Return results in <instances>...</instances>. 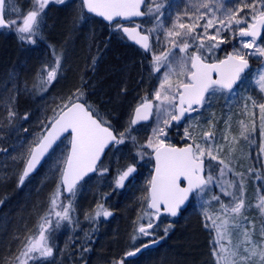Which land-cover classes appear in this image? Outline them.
<instances>
[{
    "label": "snow or ice",
    "instance_id": "6c2138e0",
    "mask_svg": "<svg viewBox=\"0 0 264 264\" xmlns=\"http://www.w3.org/2000/svg\"><path fill=\"white\" fill-rule=\"evenodd\" d=\"M50 3L64 4L66 0H33V9L28 11L22 19L6 21L4 19L6 0H0V28H15L21 43L35 44L36 37L44 23L45 10ZM144 3L145 0H80L79 12L81 20L87 19L84 10L103 18L117 32L126 34L146 52L152 50L151 33L164 29L166 37L174 38L169 40L172 47H178L179 51L185 54L178 59H170L172 51L169 49L160 55L153 54L152 57L151 72L159 73L162 68L167 69L155 92V99L160 101V105H167L164 108L167 118L163 120V127L157 126L153 129V138H149L146 145H141V149L146 147L154 152V175L148 181L150 187L146 197L147 207L151 211L144 213L148 217V222L140 224L135 230L137 235L132 237L133 243L142 237L151 239L141 247H135L133 251L126 252L125 257H133L159 242L154 238V233L155 229L160 227L159 222L163 215L176 217L186 203L202 198L214 180L213 172L216 168L213 161L219 166L220 176H223L225 171H232L229 162L214 154L211 143L213 133L210 131L203 134L204 145L193 142L184 147H174L165 143L162 137H167L166 129L172 126L173 121L179 123L187 118V114L197 111L206 104L210 106V98L218 94L229 101L233 97L241 96L242 93H255V95L246 96L245 109L248 108V102L252 109H258L261 122L260 134L264 137V0H235V3L227 5L222 0H198L191 5V14L187 6L182 14L177 13L171 28H165L161 18L165 16L166 8H179L178 5L170 4L168 0H150L151 6L148 7L147 12H144L141 10ZM245 9L248 11L245 12ZM146 15L152 17L156 26L144 32L140 31V25L125 27L117 19L130 20L133 17ZM182 17H187L191 23L182 22ZM202 20L205 23L201 24ZM197 28L203 29V35H207L208 30L214 28L215 35L209 37L212 41L217 40L221 31H232L235 28L239 37L242 38L241 47H234L224 59L208 62L209 56L224 41L221 39L218 43L205 45L202 35L196 32ZM176 38L181 39L182 42L177 43ZM189 40L200 42L193 45ZM193 46L195 50L189 53L188 49ZM202 50H206L207 55ZM53 55L55 66H46L41 72V91L47 90V87L56 79L60 69L62 54L53 53ZM251 57H256L261 61L260 67L255 71L250 68L249 59ZM174 63L178 65L179 74L183 76V79L175 84L170 79V76L176 72V68L173 67ZM11 79L12 76H10V81ZM5 87L7 88V85ZM152 107L153 105L145 99L135 108L128 127L119 133H116L110 121L88 102L85 92L79 88L54 113L46 134L41 135L35 147H32L27 154L25 167L19 176V185L22 186L30 174L37 170L38 166H42L46 158H49L55 151L54 146H58L57 141H60L64 134H68L71 137L70 151L63 159V168L59 170L60 183L57 185V191L53 193L52 207L49 212V215L54 214L56 219L53 222L47 216L43 218L44 223L39 226L38 236L28 237L23 249L15 257L18 264H30V262L31 264H46L48 258L54 256V233L62 226H73L78 223L73 221L71 212L73 211L72 198L75 197L80 182L84 181L90 173L108 171L102 160V156L107 154L106 149L111 151L113 147L123 145L129 139L135 143L136 137L131 135L133 126L148 120ZM15 116L16 113L9 109V120L11 121ZM27 118L26 113L23 119ZM252 130L255 131L254 126ZM244 131L246 132L247 129ZM185 137L192 139L187 129H185ZM244 138L249 139L247 135ZM0 151L7 152L8 150L0 149ZM116 151L120 149L117 147ZM260 154H264V144L260 147ZM145 155L151 154L138 151L132 157L133 162L119 171L116 179L117 188H123L125 181L130 182V179L134 178V173L137 171V157L142 160ZM240 175L242 177L243 174ZM234 186L229 185V187ZM240 187L242 189L243 180H241ZM61 191L69 195L67 205L60 202ZM225 195L233 196L234 202L231 207L224 206L226 216L224 220L217 224L215 219L205 214L206 220L211 222L216 231V238L211 242L216 264H264V227L261 229L262 239L259 243L252 238L254 228L249 230L245 226L241 233L243 239L236 245H232L231 234L227 228L230 219L233 221L231 225L233 229L240 228V224L235 221L242 216L245 202L233 193L225 191ZM213 199L219 200V197L214 196ZM58 207L60 211H56ZM99 207L103 209V205ZM256 207L264 215V195L260 197ZM229 213L230 218H228ZM101 215L107 218L112 213L108 210L98 211L91 219L95 220ZM205 227H208V223H205ZM170 229V224L163 229L165 236ZM226 237L227 243H224ZM241 247H243V252H241ZM118 264H125L124 259H121Z\"/></svg>",
    "mask_w": 264,
    "mask_h": 264
},
{
    "label": "trees",
    "instance_id": "16d2710c",
    "mask_svg": "<svg viewBox=\"0 0 264 264\" xmlns=\"http://www.w3.org/2000/svg\"><path fill=\"white\" fill-rule=\"evenodd\" d=\"M69 10L70 8L67 12ZM68 17L66 16V20L70 22L71 18ZM94 21L102 32L101 38L97 37L92 42L96 44L101 41L97 50L98 61L90 70L92 77H90L91 73H84L85 80L88 81L84 90L89 91L88 87L94 82L95 87L91 91L97 90V92L96 97H91V100L100 106L101 103L108 102L113 112L124 116L126 110H122L123 102L132 98L131 94L139 76L137 57L140 59V53L133 47L126 48L109 41L107 38L110 32L107 30L111 27L108 29L99 21L95 19ZM9 30L0 31V149L8 150L0 151V202H2L0 203V264L17 263L15 257L23 249L28 237L38 236L39 226L44 223L45 216L55 222L54 216L49 215L52 207L49 192L51 188L56 192L60 183L59 170L62 169L63 159L66 157L67 139L60 143L22 186L19 185V176L23 171L28 152L49 126L54 113L67 102L75 85L79 86L81 83L77 69L71 70L67 62L64 79L53 81L42 95L37 88V80L39 71L44 65L40 66L42 63L39 59L37 61L38 52L31 46L18 44L16 39L7 33ZM69 31L70 26L67 34ZM85 56L87 63L93 57L88 53ZM10 76H12L11 81ZM88 93L90 95V92ZM9 109L16 113L11 121L8 117ZM26 113L28 118L25 120L23 117ZM135 130L133 129L132 133ZM172 131H174L172 128L167 129V137L173 134ZM172 141L175 146L182 145L179 140L172 138ZM60 149L64 150L59 155V167L53 176L45 179L43 176L45 165ZM146 164L151 165L149 159L146 160ZM119 168L120 166L117 165L114 174ZM140 172L137 171L134 178L130 179L125 193L116 194L112 200L113 222L100 223V230L97 228L98 234L97 232L91 234L84 245L79 244L75 247L70 241L67 244L63 243L62 250L56 251V260L52 261L51 258L46 264H80L77 261L78 256L84 257L82 264H101L102 261L103 264H109L121 251H128L133 225L141 220L142 214L143 220L147 219L141 204L146 199L150 171L147 172L142 183ZM141 174L144 175L143 172ZM60 199L64 204L68 202L62 192ZM86 199L88 201L89 197L87 196ZM72 208L71 215L75 219L83 209L78 198L72 203ZM190 210L186 209L179 219L170 222L173 227L166 236L162 230L164 238L158 250L147 252L126 264H212L206 234L202 232L199 218L196 215L189 216ZM71 258L74 260L70 261Z\"/></svg>",
    "mask_w": 264,
    "mask_h": 264
},
{
    "label": "rangeland",
    "instance_id": "374dc122",
    "mask_svg": "<svg viewBox=\"0 0 264 264\" xmlns=\"http://www.w3.org/2000/svg\"><path fill=\"white\" fill-rule=\"evenodd\" d=\"M196 2H198V0H168V3L178 5L179 8H166L165 16L161 18L164 27L171 28L177 13L182 14L185 11L186 6L188 7V10L191 14V5ZM150 6V0H146L144 11L147 12L148 7ZM68 8H70L68 11L69 13L67 12ZM32 9L33 0H6L4 16L6 21L12 19H22L27 14V12ZM201 11L205 10L201 9ZM247 11L248 10L245 9V12ZM79 12L80 2L78 0H66V3L64 4L50 3L45 10L44 23L41 26L40 33L36 37L35 44L27 42L21 43V41L18 39L15 28H11L7 33L13 36L18 44L31 46L34 48L38 52L37 61L39 59V61L42 63L40 66L44 65L43 69H45L46 66H55V56L53 53H56L57 55L62 54L60 69L55 80L57 81L59 78L64 79L66 73L65 65L67 62L71 70L77 69L76 72H78L80 76L81 83L79 86L75 85L71 95L75 93L78 88L84 91L86 94V99L90 101L89 103L92 104L108 121H110L116 133H119L128 127L126 124L128 125V122L131 119L130 114L132 116L133 109L136 106H139L142 102H144L145 99H147V101L153 102L154 110L150 124L146 125L145 127L136 128L135 132L131 133V135L136 137L135 143H133V141L130 139L126 140L125 144L116 146L111 153L115 163L122 160L127 162V164H130L132 163V157L135 156L138 151H144L149 154L152 153V149L146 147L141 149V145H146L148 139L153 138V129L157 126L163 127V120L167 118L164 114V108H166L167 105H160V101L155 99V92L158 90L159 84L163 79V73L167 69L162 68L159 73L151 72L153 54L160 55L169 49L172 51V56L170 59H178L185 54L181 53L178 47H172V45L169 43V40L174 38L166 37L164 34V29H160L157 32H152L150 35L152 50L149 51L148 54L143 55L145 56L144 59L140 60L139 57H137V75L139 73V76H137L138 79L135 83L136 85L134 87V91L131 94L132 98L127 99L125 103L123 102L122 110H126V116L124 115L120 117L117 115V113L113 112L109 108L108 102L101 103L100 106L91 100V97H96L97 92V90L91 91L92 88L95 87L94 82L92 86L88 87L89 91L86 92L84 90V86L88 84V81L85 80L86 76H84V73H91L90 70H92V66H94L98 61L97 50L101 40L99 43L96 42V44H94L92 41L97 37L101 38L102 30L99 28L97 22L94 21V18L85 15L87 19L81 20ZM66 16L71 18L70 22H67ZM55 18L59 19L55 20ZM182 22L191 23L187 17H182ZM200 23L203 24L205 21L202 20ZM136 25H140V30L144 32L155 27L156 22L150 15H146L143 21L134 24V26ZM69 26L70 31L69 34H67ZM217 27H219V25H217ZM112 30L115 29L113 28ZM112 30L110 31L112 32ZM196 32L202 35L205 45L218 43L221 39L224 41L220 44L219 48L215 49L209 56L208 61L210 62L222 59L227 53L232 52L234 47H241L240 41L242 38L239 37L238 32L235 31V28L232 31H221L220 36L217 37L216 41L209 39L210 36L215 35L214 28L209 29L207 35H203L202 28H197ZM176 39L177 43L182 42L181 39ZM189 42L193 45H196L199 44L200 41L189 40ZM258 43L262 42L258 41ZM194 50L195 47L193 46L188 49V52L191 53ZM202 51H205V54L207 55L206 50ZM244 51L247 52L250 50ZM86 53L93 55L88 63L85 60ZM93 61H95V63H93ZM249 61L253 64V71L257 70L261 65V61L256 57H251ZM173 67L176 68V72L170 76V79L172 83L175 84L182 80L183 76L179 74V68L177 64L174 63ZM42 70L39 71L37 88L40 89V93L43 95L44 91H41L40 85ZM90 77H92V73ZM88 92H90V95ZM248 94L255 95V93H242L241 96L233 97L229 101H226L225 98L219 94L215 97H211L210 106L206 104L204 107L198 109L191 116H189L181 126L173 127L172 130L174 131H172L173 134L170 137H162L165 139V143L171 145H173L172 138L181 141L182 145L191 144L193 142L204 145L203 134L204 132L210 131L213 133L211 143L214 148V154L229 162L232 169V171H225V174L220 176L219 166L215 161H213L212 163L216 168V170L213 172V183L209 185L208 190L203 194L202 198L192 200L190 208L191 210L189 211V216L196 215L200 220L202 232L206 234L207 237L208 251L211 255L210 259L212 264H216V258L212 252L213 244L211 243L216 238V231L213 228L211 222L206 220L205 214L207 213L208 216H211L213 219H215L217 224L226 218L224 206L231 207L234 202V197L225 195V191L233 193L236 197L242 198L245 202V207L242 210V216L238 217L235 221L236 223L240 224V228L233 229L231 226L233 221H231V219L227 228L228 232L231 234L232 245H236L243 239L241 233L245 226H247L249 230H253L254 228L252 232V238L254 241L259 243L262 239L261 229L264 227V215L260 213L256 205L259 203L260 197L264 195V154H260V147L262 144H264V137H262L260 134L261 122L258 109H252L250 102H248L247 110L245 109V99ZM158 105H160V107H157ZM253 126L255 127V131L252 130ZM185 129L188 130V133L192 139L185 137ZM245 129H247L246 132L244 131ZM242 132H244V135H242ZM245 135H247L249 139H245ZM117 147L120 149V151H116ZM61 150L62 149L58 150L56 156L52 157L50 161L46 163L43 173L45 179L50 178L57 171V168L60 164L59 155L61 154ZM149 156L150 155H145L142 160L137 157L138 172L141 171V169H144L146 160ZM250 169H252V171H250ZM117 170L118 171L114 174L116 179L118 178L119 171L123 169L120 167ZM240 174H243L242 177ZM139 176L141 177L142 183L145 175L142 176L140 172ZM241 180H243L242 189L240 187ZM230 184L235 186L229 187ZM79 191L80 190H77L75 197L72 198V203L76 201ZM50 193V199H52L53 193H55L54 188H51L49 195ZM214 196H218L219 200H214ZM60 202L64 204L61 199ZM88 203L92 204V208H85ZM67 204L68 202L64 205ZM202 204L203 207H201ZM81 206L83 207L81 210L82 218L86 219L83 223L84 226L82 232L79 230V234L77 235L76 231L73 232L75 228L71 231V233L66 232L68 237L65 242H68L70 238H74V241H78L79 244L84 245L91 234L95 232L98 234L99 232L97 231V225L99 224L101 216L95 220L91 219V217H94L96 212L101 210L97 207L94 201H91V199L88 201L81 200ZM60 210L61 209L59 207L56 208V211ZM74 214L76 213L74 212ZM52 216H54V214H52ZM230 217L231 214L229 213L228 218ZM54 219H56L55 216ZM205 223H208L207 228L205 227ZM140 224H144L143 219L138 221L135 226L133 225L131 229L129 246L136 244L137 240L135 243H133L132 237L137 235L135 230ZM169 224L170 223L167 221L160 222V227L158 230L162 231ZM172 227L173 225H171V228ZM224 243H227V237L225 238ZM241 252H243V247H241ZM56 254L57 253L54 252V256L51 257L52 261L56 260ZM69 260L72 261L74 259L71 258ZM83 260L84 257H77L78 263L82 264ZM103 263L104 262L102 261L101 264ZM16 264H18V262Z\"/></svg>",
    "mask_w": 264,
    "mask_h": 264
},
{
    "label": "flooded vegetation",
    "instance_id": "af4514ba",
    "mask_svg": "<svg viewBox=\"0 0 264 264\" xmlns=\"http://www.w3.org/2000/svg\"><path fill=\"white\" fill-rule=\"evenodd\" d=\"M222 1L226 5L227 4H233V3H235V0H222ZM145 4H146V1H145ZM143 11H144V8H143ZM135 23H138V22H134V23L128 24L127 26H134ZM123 26H126V25H123ZM107 28L109 29L110 27H107ZM112 29H113V26L109 30H107V32L110 31V30H112ZM107 39L109 41H111V42L113 41V42H116L119 45H123L126 48L127 47H133L134 49H136L137 52L140 53L139 54L140 60L145 58V56H143V55L148 54V53L141 52L138 48H136L135 46H133L130 43H128L127 40L124 38L122 32H117L116 30H112V32L110 31V35L108 36ZM184 145H186V144H184ZM173 146H175V145H173ZM115 147H113L111 149V151L108 150L106 152L107 154L104 155V157L102 159L103 160V164L108 168V171L107 172H104V173H101V172L97 171L93 175H89L88 177H86L84 181H81L80 182V186H78V190H80V191L78 193L79 196L77 198H78V201L80 203H81V200L86 201L87 200L86 198L88 196L89 199H91L92 202L94 201L96 203L97 207L101 211L102 210H108V211H110L112 213V215L109 216V217H107V218H105V217H103L101 215L99 224L97 225V228L99 230H100V226H101L100 223H103V224L109 223L110 224L111 222H113V217H114L113 207L114 206L112 205L113 204V201L112 200H114L116 194L121 195V194L125 193L126 186H127V184L130 183L129 181H125V185H124L123 188H117L116 187V178L114 176V170H115L116 166L118 165V166L121 167V169H124L128 164H127V162H124L122 160H120L117 163H115V161L113 159V156L111 154L112 151L115 149ZM68 149H69V145H68ZM68 149L66 150V155L68 154ZM63 150H61V151H63ZM147 159H149V161L151 162V165L145 163L146 165L144 166V169H141V172H143L144 175H145V177H146L147 172L150 171V176L147 179V180H150L151 179V176H152V170H153V161H152L151 155ZM98 167H99V165H98ZM137 169H138V166H137ZM134 176H135V173H134ZM148 189H149V183H148V186H147L146 197L148 196ZM61 192L63 194V191H61ZM64 198L69 199V196L68 197H65L64 196ZM147 203H148L147 202V199H145L142 202V204H141L142 207L144 208V213L146 211H150L148 209V207H147ZM191 203H192V201L189 203L187 209L188 208L189 209L191 208ZM100 205H103V209H101L99 207ZM91 206H92V204L91 203H88L87 206H85V208H92ZM73 221L74 222H78V223L74 224L73 226H67V227L62 226L58 231H56L54 233L55 239H54L53 243L55 244V252L56 251L58 252V250L59 251L62 250V244L63 243H66L67 244L69 241H70V243H72L73 246L78 247L79 243H78V241H74L73 240L74 238H70V240L68 242H65L66 239H67V237H68V235L66 234V232H70L71 233V231L74 228H75V230L73 232L76 231V234L77 235L79 234V230L82 232V229H83V226H84L83 223L85 221L82 218V213L80 212L79 215L77 214L76 215V218L73 219ZM162 221H167V222L170 223L173 220H171L168 217L162 216L160 222H162ZM147 222H148L147 220H143V223L144 224H147ZM64 223L66 224V222H64ZM95 226H96V224H95ZM163 236L164 235H163V232L162 231H159L158 228L155 229L154 238L159 241V244L156 247L149 248V249H146V250L142 251L137 257H134V258H126L125 257V253L126 252L133 251L135 247H141L144 243H148L150 241V239H151L150 237H142L140 239H137V242H136L135 245H130L128 251H126V250L121 251L118 254V257L116 259L115 258H112V260L109 262V264H111V263H113L115 261H116L115 264H118V262L121 259H124L125 264H126V263H128V262H130L132 260H136V259L140 258L141 256H143L147 252H150V251H153L154 252V251L158 250L162 246V241H163V238H164ZM48 261H51V258H48Z\"/></svg>",
    "mask_w": 264,
    "mask_h": 264
},
{
    "label": "water",
    "instance_id": "95a60500",
    "mask_svg": "<svg viewBox=\"0 0 264 264\" xmlns=\"http://www.w3.org/2000/svg\"><path fill=\"white\" fill-rule=\"evenodd\" d=\"M145 1H146V0H145ZM144 4H145V3H144ZM144 4L141 6V10H142V11H143V8H144ZM84 13H85L86 15H88V16H91V17H94V18L98 19V20L101 21L104 25H106V26H110L109 22L103 20V18H101V17H97V16H95V14L87 13L86 10H84ZM144 17H145V16H143V17H133V18H131L130 20H122V19H119V18H117V19H118L119 22L122 23V24H129V23H133V22H136V21L143 20ZM4 19H5V17H4ZM125 27H133V26H125ZM3 29H8V28H0V30H3ZM123 36H124V38L127 40L128 43H130L131 45H133V46H135L136 48H138L141 52H143V53H147V52H146L145 50H143L138 44H136L135 41L129 39V38L127 37L126 34H123ZM244 39H249V38H244ZM225 56H226V55H225ZM225 56H224L222 59H224ZM249 63H250V68H251V62L249 61ZM148 102H150V103L153 105V102H152V101H148ZM194 107H196V106H194ZM200 108H201V107H200ZM153 109H154V105H153V107H152V109H151V113H150V115H149V119H148V120L141 121V122L137 123V124H136L135 126H133V127H140V126H143V125H148V124L151 122V119H152ZM134 110H135V109H134ZM134 110H133V113H132V117H133V115H134ZM192 113H193V112L187 114V117L190 116ZM132 117H131V118H132ZM186 119H187V118H186ZM186 119H183V120L180 121L179 123L173 121V122H172V125H174V126H181V125L185 122ZM46 131H47V129L45 130V132H44L43 134H46ZM67 136H68V134H64V135L61 137V140H60V141H57V145H58L63 139H65ZM68 137H69V141H70L71 137H70V136H68ZM186 145H187V144H186ZM186 145H183V146H180V147H184V146H186ZM34 147H35V146H34ZM54 147L56 148V146H54ZM174 147H178V146H174ZM69 151H70V144H69L68 152H69ZM107 151H108V150L106 149V152H107ZM103 157H104V156H102V159H103ZM151 158H152V161H153L152 175H154V164H155L154 152H152V154H151ZM24 167H25V165H24ZM24 167H23V169H24ZM40 167H41V166H38L37 170H38ZM37 170H35L32 174H30V176L33 175ZM93 174H94V173H90L89 175H93ZM30 176H29V177H30ZM151 177H152V176H151ZM149 187H150V185H149ZM63 194L65 195V197H68V196H69L66 192H63ZM188 205H189V203H186L184 206H182L181 211L178 213V215H177L176 217H171V216H168V215H163V216H164V217H168V218L173 219V220L178 219V218L181 216V214L187 209ZM149 210H150V209H149ZM150 211H151V210H150ZM158 244H159V242L156 243V244L151 245V246L148 247L147 249H149V248H153V247H156ZM145 250H146V249H145ZM143 251H144V250H143ZM141 252H142V251H141ZM141 252H140V253H141ZM140 253H137V254H136L135 256H133V257H126V258H134V257H137Z\"/></svg>",
    "mask_w": 264,
    "mask_h": 264
},
{
    "label": "bare ground",
    "instance_id": "6f19581e",
    "mask_svg": "<svg viewBox=\"0 0 264 264\" xmlns=\"http://www.w3.org/2000/svg\"><path fill=\"white\" fill-rule=\"evenodd\" d=\"M117 115H119L120 117H121V115L120 114H117ZM137 127H133V129H136Z\"/></svg>",
    "mask_w": 264,
    "mask_h": 264
}]
</instances>
